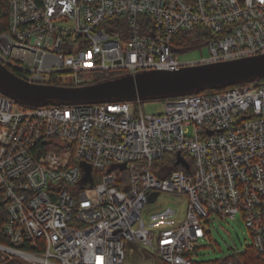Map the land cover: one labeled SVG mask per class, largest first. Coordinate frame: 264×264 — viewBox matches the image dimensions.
I'll use <instances>...</instances> for the list:
<instances>
[{"label": "built area", "instance_id": "1", "mask_svg": "<svg viewBox=\"0 0 264 264\" xmlns=\"http://www.w3.org/2000/svg\"><path fill=\"white\" fill-rule=\"evenodd\" d=\"M5 9L0 62L30 83L264 54V0H0V20ZM198 26L210 56L183 62L174 39ZM162 101L164 113L146 114L141 101L33 107L0 92V264H125L127 241L155 264H242L193 255L214 220L238 214L264 254V79ZM156 191L188 199L181 222L170 210L145 223Z\"/></svg>", "mask_w": 264, "mask_h": 264}, {"label": "water", "instance_id": "2", "mask_svg": "<svg viewBox=\"0 0 264 264\" xmlns=\"http://www.w3.org/2000/svg\"><path fill=\"white\" fill-rule=\"evenodd\" d=\"M264 79V54L235 60L195 64L179 69L150 70L83 86L30 83L0 62V92L27 106L76 105L107 102H144L198 94L207 90L246 85ZM185 163L179 155L178 163ZM83 183L94 185L92 166L82 162ZM124 169L126 165H121ZM189 167V166H187ZM171 167L158 174L165 178ZM160 192L149 195L156 202Z\"/></svg>", "mask_w": 264, "mask_h": 264}, {"label": "rangeland", "instance_id": "3", "mask_svg": "<svg viewBox=\"0 0 264 264\" xmlns=\"http://www.w3.org/2000/svg\"><path fill=\"white\" fill-rule=\"evenodd\" d=\"M210 56V46L204 45L177 53L183 62H196ZM143 110L146 114H162L165 104L162 100L144 101ZM192 129V128H191ZM188 199L163 192L154 203H148L142 210V219L146 224H152L159 216L174 210L175 213L166 218L174 223L181 222L187 212ZM208 238L201 242L195 251L194 258L201 261H220L237 253H244L252 245V234L242 214L227 220H214L211 224ZM155 258L145 247L127 241L125 249V264H155Z\"/></svg>", "mask_w": 264, "mask_h": 264}, {"label": "trees", "instance_id": "4", "mask_svg": "<svg viewBox=\"0 0 264 264\" xmlns=\"http://www.w3.org/2000/svg\"><path fill=\"white\" fill-rule=\"evenodd\" d=\"M9 26V15L8 11L5 9L2 11V19L0 20V31L8 29ZM209 34L202 27L198 26L194 30L182 31L176 35L174 39V49L175 51H185L190 50L195 47L207 45L209 39ZM19 76H23L18 70L10 68ZM103 78H98L97 82L102 81ZM51 84L57 85V80L50 82ZM167 157V156H166ZM97 179V177H96ZM1 198V195H0ZM8 220V213L0 204V240H6L4 236V226ZM224 261H237L242 264H264V254L260 253L254 245L249 246V248L244 253H237L226 257ZM218 263L223 262V260L216 261ZM4 264H12L10 262Z\"/></svg>", "mask_w": 264, "mask_h": 264}]
</instances>
